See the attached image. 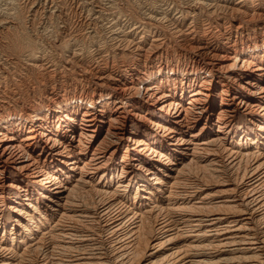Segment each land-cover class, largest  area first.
<instances>
[{
  "label": "bare ground",
  "instance_id": "obj_1",
  "mask_svg": "<svg viewBox=\"0 0 264 264\" xmlns=\"http://www.w3.org/2000/svg\"><path fill=\"white\" fill-rule=\"evenodd\" d=\"M19 1L0 264H264V0Z\"/></svg>",
  "mask_w": 264,
  "mask_h": 264
},
{
  "label": "rangeland",
  "instance_id": "obj_2",
  "mask_svg": "<svg viewBox=\"0 0 264 264\" xmlns=\"http://www.w3.org/2000/svg\"><path fill=\"white\" fill-rule=\"evenodd\" d=\"M10 2L12 3L11 5H12V7H17V6H19L20 4H22L23 2L22 1H19V0H10ZM13 2H15V4L13 3ZM18 2V3H17ZM11 7V6H10Z\"/></svg>",
  "mask_w": 264,
  "mask_h": 264
}]
</instances>
